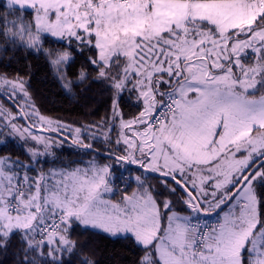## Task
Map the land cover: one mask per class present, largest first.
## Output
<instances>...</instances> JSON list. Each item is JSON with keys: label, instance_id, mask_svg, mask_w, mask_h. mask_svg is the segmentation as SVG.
<instances>
[{"label": "snow or ice", "instance_id": "snow-or-ice-1", "mask_svg": "<svg viewBox=\"0 0 264 264\" xmlns=\"http://www.w3.org/2000/svg\"><path fill=\"white\" fill-rule=\"evenodd\" d=\"M0 6L7 9L0 13L3 50L43 52L65 90L90 76L84 69L70 75L74 57L67 49L74 43L77 51H95L88 63L97 82L114 90V113L129 84V91L139 89L145 108L121 127L143 130L134 132L136 139L117 138V146L127 147L112 158L156 173L162 189L148 185L147 175L135 176L139 190L117 204L104 197L127 178L108 164L30 177L31 164L0 156V249L19 235L20 264H66L65 254L77 249L69 232L78 224L132 234L145 253L141 264H264L258 211L264 191L259 197L256 191L264 190V0H4ZM49 38L66 47L45 48ZM25 84L0 75L10 101L29 98ZM14 107L17 115L6 117L0 106V136L42 144L45 153L26 149L38 164L49 144L31 134L36 125L17 126L30 114ZM73 131V145L95 151L80 139V128ZM213 212L223 213L215 226L203 218Z\"/></svg>", "mask_w": 264, "mask_h": 264}, {"label": "trees", "instance_id": "trees-1", "mask_svg": "<svg viewBox=\"0 0 264 264\" xmlns=\"http://www.w3.org/2000/svg\"><path fill=\"white\" fill-rule=\"evenodd\" d=\"M3 4L4 0H0V5ZM6 11V8L0 6V13ZM28 19H31V16H28ZM44 47L62 49L66 45L53 43L52 38H49L45 41ZM81 47L82 52L76 50L75 43L67 49L74 57L70 75L75 79V75L84 69L90 73V76L78 86L74 85L69 92L61 86L55 70L43 52L22 48L4 51V41L0 40V75L11 79L20 77L26 81L25 88L29 97L26 101L25 97L19 94L10 101L6 90L0 88V106L7 110L4 115L7 117L8 112L17 115L18 110L14 105H20L30 115L27 122L23 119L16 120L17 126L29 128L30 125H36L34 129H31V134L41 136L49 144L47 154L36 158L40 161L37 164L35 160L29 159V152L26 149L45 153L42 144L31 139H21L18 135L14 138L0 136V156H11L13 160L19 159L25 164H31L32 167L27 169L30 177H38L41 172L47 174L55 169L70 171L78 167L87 168L92 161L100 166L108 164L118 178H127L117 179L114 191L106 194L110 199L118 202L124 195H131L133 191L139 190L135 176H141V179H144L147 175V184L157 191H162L156 179L157 175L146 173L139 164L119 162L112 158L113 154L117 157L123 155L127 147L123 143L117 146L115 140L117 138L122 140L123 136H133L132 131L129 132L128 129L121 127L122 121L133 120L145 108L143 98L138 97L139 89L129 91L132 88L129 84L128 88L119 95L118 107L114 113V90L108 86L107 82H97V69L88 63V58H95L96 53L89 47ZM29 105H34L35 112L44 117V120H51L53 124L65 127L57 132L40 128L36 123L39 121L36 115L29 112L32 108ZM2 123L3 121H0V124ZM136 126L141 125H133L132 130ZM76 128L81 129L80 139L85 144H92L95 151L72 144L73 139L76 138V133L73 131ZM105 135L108 140L104 139ZM117 163L126 165V168ZM169 183L171 184V181ZM256 191L259 197L260 192L264 190L257 187ZM193 194L198 195L197 192ZM165 198L175 200V197L167 193ZM225 208L223 207V210ZM258 209L259 212L264 213V205H258ZM216 215L213 213L203 218L215 226L220 219ZM69 237L77 242V249L73 254H65L66 264H84L85 258L92 264H141L145 255L142 246L131 234L112 236L99 230L85 231L82 226L74 224ZM23 247L21 237L13 236L7 249H0V264H20L23 258L21 252Z\"/></svg>", "mask_w": 264, "mask_h": 264}, {"label": "rangeland", "instance_id": "rangeland-1", "mask_svg": "<svg viewBox=\"0 0 264 264\" xmlns=\"http://www.w3.org/2000/svg\"><path fill=\"white\" fill-rule=\"evenodd\" d=\"M245 37H241V39H244ZM246 63L247 64H251L252 63V60L251 59H249L248 61H246ZM9 79H11V78H9ZM1 89H3V88H1ZM25 100L27 101V99L25 98ZM32 108H30L29 110V112H32L33 113V110H31ZM35 113H37V112H35ZM39 114V113H38ZM37 123V125H39L40 126V128H42V129H49V130H52L53 132H57L56 130H54V129H56L57 128V125H55V124H52L51 125V128H49V125L47 124V121L46 120H44L43 122L42 121H37L36 122ZM143 130V126H136V128L135 129H133L132 130V135L133 136H131L133 139H136V137L134 136V132H136V131H142ZM129 132H131V131H129ZM41 137V136H40ZM238 158H242V157H240L239 156V154H238ZM117 164H119V165H123V167L124 168H126V165H124V164H121V163H117ZM55 170H57V171H59V170H61V169H55ZM204 175H206V173H204ZM57 179H59V177H57ZM197 179V187H199V179H198V177L196 178ZM204 191L205 192H211L212 191V188H207V187H205V189H204ZM109 194V193H108ZM197 194L199 195V192H197ZM104 199H106V200H110L111 202H113V203H117V204H119L120 202H118V201H115V200H112V199H110L108 196H106L105 195V197H104ZM179 210V209H178ZM223 211H228V208L226 207ZM258 211H259V209H258ZM185 214H187V213H185ZM223 215V213L221 212L220 213V215L218 216V215H216L217 217H221ZM126 233H121V234H117V235H125ZM132 235V234H131Z\"/></svg>", "mask_w": 264, "mask_h": 264}, {"label": "water", "instance_id": "water-1", "mask_svg": "<svg viewBox=\"0 0 264 264\" xmlns=\"http://www.w3.org/2000/svg\"><path fill=\"white\" fill-rule=\"evenodd\" d=\"M58 134V133H57ZM152 174H155V175H157L156 173H152ZM191 191V190H190ZM193 194V193H192ZM193 196H195L194 194H193ZM223 207V206H222ZM213 213H215V212H213ZM213 213H211V214H209V215H212Z\"/></svg>", "mask_w": 264, "mask_h": 264}, {"label": "built area", "instance_id": "built-area-1", "mask_svg": "<svg viewBox=\"0 0 264 264\" xmlns=\"http://www.w3.org/2000/svg\"><path fill=\"white\" fill-rule=\"evenodd\" d=\"M208 223L211 224V225L213 224V223H211L210 221H208Z\"/></svg>", "mask_w": 264, "mask_h": 264}]
</instances>
